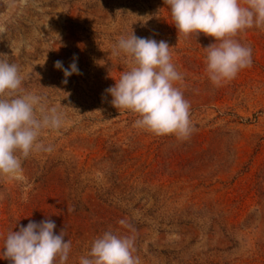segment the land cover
<instances>
[{
    "label": "rangeland",
    "instance_id": "obj_1",
    "mask_svg": "<svg viewBox=\"0 0 264 264\" xmlns=\"http://www.w3.org/2000/svg\"><path fill=\"white\" fill-rule=\"evenodd\" d=\"M172 23L164 0H0V59L18 66L38 107L62 117L39 137L51 151L34 150L16 176H0V249L46 180L57 216L81 231L68 239L67 264L109 230L133 238L140 264H264V26L238 33L252 66L217 87L203 49L214 38H186ZM132 32L171 47L190 103L187 139L138 129L135 113L111 104L105 90L131 66L111 53ZM74 57L80 74L64 84L54 64L68 68Z\"/></svg>",
    "mask_w": 264,
    "mask_h": 264
},
{
    "label": "clouds",
    "instance_id": "obj_2",
    "mask_svg": "<svg viewBox=\"0 0 264 264\" xmlns=\"http://www.w3.org/2000/svg\"><path fill=\"white\" fill-rule=\"evenodd\" d=\"M164 2L178 34L187 38L203 33L214 38L215 43L203 49L205 71L215 86L233 80L242 69L252 66V49L235 37L246 28L264 26V0H245L244 6L241 0ZM170 48L164 40L137 37L133 32L126 38L120 37L111 54H125L131 66L105 91L112 96L113 107L138 116L134 127L184 140L194 129L190 103L176 86L184 77L172 63ZM54 67L63 71L64 84L72 74H80L75 57L68 68L59 60ZM21 85L18 66L0 59V176H16L22 159L34 150L51 151L38 142L41 131L62 125L56 108L45 111L38 107L40 97L24 93ZM18 227V231L11 230L4 238L0 258L11 264H67L72 245L65 239V229L56 234V224L51 219L29 220L26 226ZM134 251L133 238L109 230L92 241L79 264H140Z\"/></svg>",
    "mask_w": 264,
    "mask_h": 264
},
{
    "label": "trees",
    "instance_id": "obj_3",
    "mask_svg": "<svg viewBox=\"0 0 264 264\" xmlns=\"http://www.w3.org/2000/svg\"><path fill=\"white\" fill-rule=\"evenodd\" d=\"M38 183V187L35 188V193L31 195L30 199H28L29 205H25L24 202L22 205V222L24 226L27 225L29 220H33L36 222H40L45 219H51L55 222L56 234H59L61 229H65L66 238L65 239H73L78 236V239L81 237V231L79 229L71 228L70 225L66 223V221L60 217H58L57 213L54 210V204L56 203V192L51 191L49 188L51 185L45 180ZM63 183V182H62ZM42 186L46 187V190L42 188ZM65 187L63 183V188ZM59 191V190H58ZM63 194V192H62ZM54 210V212H53ZM26 213V215H25ZM29 213V214H28ZM66 213L69 214V221L79 223L81 221V212L77 215L72 214L71 211L67 210ZM28 214V215H27ZM55 215V216H54Z\"/></svg>",
    "mask_w": 264,
    "mask_h": 264
}]
</instances>
